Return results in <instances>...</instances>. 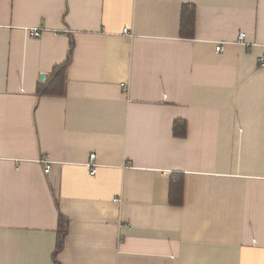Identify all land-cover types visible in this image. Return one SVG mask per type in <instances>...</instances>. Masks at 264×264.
Returning a JSON list of instances; mask_svg holds the SVG:
<instances>
[{"label": "crops", "instance_id": "1", "mask_svg": "<svg viewBox=\"0 0 264 264\" xmlns=\"http://www.w3.org/2000/svg\"><path fill=\"white\" fill-rule=\"evenodd\" d=\"M263 57L264 0H0V264H264Z\"/></svg>", "mask_w": 264, "mask_h": 264}, {"label": "trees", "instance_id": "2", "mask_svg": "<svg viewBox=\"0 0 264 264\" xmlns=\"http://www.w3.org/2000/svg\"><path fill=\"white\" fill-rule=\"evenodd\" d=\"M195 31V8L193 6H184L182 9V16H181V34L188 38H192L194 36ZM72 54H73V43L70 45V50L68 53L67 61L54 68L51 78L48 83L43 86H38V94H48V95H57L63 94L65 91V82H66V73L67 69L71 64L72 61ZM173 132L175 136L182 137L186 135V123L183 121H177L174 124ZM182 182L180 184L172 183L170 195L173 197L176 193H182ZM180 189V190H179ZM68 226L69 223L67 219L60 215L59 217V225H58V240H57V247L55 251V258L57 254H59L63 248L64 243L68 233Z\"/></svg>", "mask_w": 264, "mask_h": 264}, {"label": "built area", "instance_id": "3", "mask_svg": "<svg viewBox=\"0 0 264 264\" xmlns=\"http://www.w3.org/2000/svg\"><path fill=\"white\" fill-rule=\"evenodd\" d=\"M124 33H128V30H124ZM29 35L32 37V38H40L41 35H42V30L41 29H30L29 31ZM238 44L240 45H244V46H247L248 44L246 43V33L241 31L239 33V36H238ZM224 50V47L222 45H218L216 47V52L218 53H222V51ZM260 64L262 67H264V57L260 59ZM125 92L127 93L128 92V87H125L124 88ZM95 159H96V156L95 155H92L91 156V159H90V162L88 164L89 168H90V171H91V175H96L97 173V169H98V166L96 165L95 163ZM45 163V173H49L50 170H51V164L47 161H44ZM115 201H118V199H116Z\"/></svg>", "mask_w": 264, "mask_h": 264}, {"label": "water", "instance_id": "4", "mask_svg": "<svg viewBox=\"0 0 264 264\" xmlns=\"http://www.w3.org/2000/svg\"><path fill=\"white\" fill-rule=\"evenodd\" d=\"M41 79L44 80L45 79V76H42Z\"/></svg>", "mask_w": 264, "mask_h": 264}]
</instances>
